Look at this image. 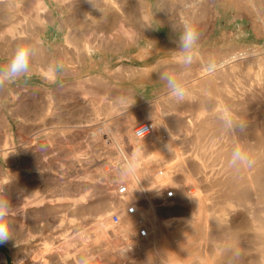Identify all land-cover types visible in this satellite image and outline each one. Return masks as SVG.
I'll return each instance as SVG.
<instances>
[{"label": "rangeland", "instance_id": "1", "mask_svg": "<svg viewBox=\"0 0 264 264\" xmlns=\"http://www.w3.org/2000/svg\"><path fill=\"white\" fill-rule=\"evenodd\" d=\"M95 4L100 11L86 0H0V66L20 45L38 52L26 75L0 88V189L15 206L0 264H76L89 251L95 264L167 263L150 199L168 230L189 221L168 238L174 257L264 264V0ZM186 21L199 41L176 102L157 72H176L172 26ZM237 144L252 167L229 166ZM137 151L119 194L116 169ZM160 179L175 190L161 207L145 192Z\"/></svg>", "mask_w": 264, "mask_h": 264}, {"label": "clouds", "instance_id": "2", "mask_svg": "<svg viewBox=\"0 0 264 264\" xmlns=\"http://www.w3.org/2000/svg\"><path fill=\"white\" fill-rule=\"evenodd\" d=\"M86 2L94 9L100 11L96 7L95 0H86ZM172 29L178 34L176 40L177 48L174 51L178 56L176 61L177 70L176 72L159 70L157 76L165 84L171 97L176 102H182L187 95L184 86V80L187 75L184 74L182 69H190L194 62L198 48L199 32L195 23L192 21H186L181 28L172 26ZM37 54V49L31 44L18 46L8 63L0 66V88L4 87L8 82L15 81L26 75L30 70L31 61ZM206 67L210 74L216 69V65L213 62H209ZM219 119L225 129H231L233 127V120L227 113L220 116ZM166 147L168 148V145ZM138 155V151L134 152L131 161L122 163L116 169L115 182L117 184H125L135 175L136 169L134 162L138 158ZM253 163L254 161L251 159L248 151L242 145L237 144L232 148L230 159L228 160L230 167L250 168ZM7 192L8 189L6 188L0 189V244L14 239L11 216L15 211V206L12 204L9 195L6 194ZM96 260L97 255L89 251L81 254L76 264H95Z\"/></svg>", "mask_w": 264, "mask_h": 264}, {"label": "bare ground", "instance_id": "3", "mask_svg": "<svg viewBox=\"0 0 264 264\" xmlns=\"http://www.w3.org/2000/svg\"><path fill=\"white\" fill-rule=\"evenodd\" d=\"M157 151V150H156ZM183 159V158H182ZM173 162V161H172ZM168 166V165H167ZM191 173V172H190ZM158 179V178H157ZM169 179V178H168ZM191 180V179H190ZM167 179H160V180H155V181H153L149 186H148V188L146 189V195L148 196V198H149V196H157V195H159L160 194V192L167 186ZM196 182V181H195ZM138 184V183H137ZM188 184V183H187ZM195 191H194V196H195V206L194 207H199L200 205H201V202H202V200H203V196H202V192H201V190H199L198 188H196L195 187V189H194ZM191 191V190H190ZM191 195H192V193H191ZM188 196H189V194H188ZM192 197V196H191ZM135 198V197H134ZM193 199V198H192ZM193 202V201H192ZM192 202H191V204H192ZM204 202V201H203ZM203 204V203H202ZM150 212L148 213V215H147V213H146V215H147V219H152V221L154 222V225H155V227H156V231H157V233H159L160 234V236L159 237H161V240H160V244H161V248L162 249H164V251H165V253L167 254V257H168V262L167 263H165V264H187V262H186V260L184 259V260H181L180 258H177V257H174V255H173V250H171V249H173V248H169L167 245H169V242H170V240L168 239V238H170V237H173V236H175V235H182V234H184L185 232V230L187 229V224H188V220L187 221H185V222H175L174 221V223L172 224V227H171V230H168V228H166V226H165V224L164 223H162L161 221H160V219L161 218H159V216H158V213L155 211V209H154V207H153V205H152V203H151V199H150ZM191 206H193V205H190V207ZM202 206V205H201ZM143 208V207H142ZM200 208V207H199ZM198 208V209H199ZM193 209V208H192ZM191 209V210H192ZM196 209V208H195ZM194 209V210H195ZM138 210V209H137ZM199 211H201V210H199ZM193 212V210L191 211V213ZM199 214V213H198ZM197 214V215H198ZM143 215H144V212H143ZM205 215V214H204ZM24 218V217H23ZM146 218V217H145ZM194 218V217H193ZM206 219V218H205ZM25 220V219H24ZM170 220V219H169ZM168 221V220H167ZM169 225V224H168ZM189 230V229H188ZM158 234V235H159ZM186 238V237H185ZM185 238H183V239H185ZM167 239V241H165ZM183 242V241H182ZM181 242V243H182ZM171 243V242H170ZM184 243V242H183ZM176 246V245H175ZM177 247L180 249V244L178 245L177 244ZM178 248H174V249H178ZM179 251V250H178ZM180 251H182L183 252V250H181L180 249ZM155 252L157 253V254H155L157 257H159L158 259H162L161 258V253L162 252H157V250H155ZM176 253V252H175ZM174 253V254H175ZM165 254V255H166ZM178 254H180V256H181V253H179L178 252ZM179 256V257H180ZM185 256V255H184ZM163 257V256H162ZM182 257H183V254H182ZM181 257V258H182ZM4 258V257H3ZM185 258V257H184ZM1 260H2V258H1ZM3 260H5V259H3ZM2 262V261H1Z\"/></svg>", "mask_w": 264, "mask_h": 264}, {"label": "crops", "instance_id": "4", "mask_svg": "<svg viewBox=\"0 0 264 264\" xmlns=\"http://www.w3.org/2000/svg\"><path fill=\"white\" fill-rule=\"evenodd\" d=\"M44 44V43H43ZM46 46V48L48 49V50H50L51 51V49H50V46L49 45H45ZM53 51V53H54V50H52ZM51 51V52H52ZM93 52H96V51H93ZM91 54V53H90ZM56 54L54 53V56H55ZM135 181L140 185V189H139V193H140V195L138 196V198H137V202H136V204H143L146 200H147V198L145 197V195H143L144 194V187H143V185H142V183L139 181V179H135ZM126 184V183H125ZM127 185V184H126ZM127 189H128V191H129V186L127 185ZM154 200L156 201V205L157 206H159V207H161L164 203L163 202H165L166 200H163V191H161V193L156 197V198H154ZM137 236H139L140 237V235L139 234H137ZM113 264H126V263H121L120 262V260L119 259H117V261H114L113 262ZM162 264H165V263H162Z\"/></svg>", "mask_w": 264, "mask_h": 264}, {"label": "built area", "instance_id": "5", "mask_svg": "<svg viewBox=\"0 0 264 264\" xmlns=\"http://www.w3.org/2000/svg\"><path fill=\"white\" fill-rule=\"evenodd\" d=\"M163 191V200H168L174 197L175 190L173 188H165L162 190ZM128 192L127 185L126 184H121L118 187V193L120 194H126ZM112 222L114 224H119L121 222V216L119 214H113L112 215ZM141 234H145L141 232ZM147 237V235H145ZM145 237V238H146Z\"/></svg>", "mask_w": 264, "mask_h": 264}]
</instances>
